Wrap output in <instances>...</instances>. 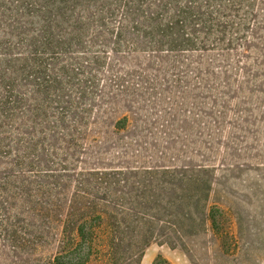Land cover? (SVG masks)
Masks as SVG:
<instances>
[{
	"label": "rangeland",
	"instance_id": "1",
	"mask_svg": "<svg viewBox=\"0 0 264 264\" xmlns=\"http://www.w3.org/2000/svg\"><path fill=\"white\" fill-rule=\"evenodd\" d=\"M221 29L210 37L196 31L206 45L189 51L121 49L115 34L95 29L48 60L65 91L47 109L48 123L40 121L47 134L36 136L52 153L43 159L71 169L60 172L64 179L83 169L157 165L202 166L212 177L206 226L176 246L153 241L141 264L158 254L174 264H264V0ZM71 63L76 71L66 78L62 68ZM18 89L27 99L28 82ZM61 105L75 144L55 127ZM12 167L0 157V176ZM27 221L20 222L23 249L7 245L0 230V264H61V222Z\"/></svg>",
	"mask_w": 264,
	"mask_h": 264
},
{
	"label": "trees",
	"instance_id": "2",
	"mask_svg": "<svg viewBox=\"0 0 264 264\" xmlns=\"http://www.w3.org/2000/svg\"><path fill=\"white\" fill-rule=\"evenodd\" d=\"M254 2L0 0V14L5 18H0V42L3 38L6 44L0 43L4 47L0 53V157L10 159L13 166L0 176V230L7 245L23 249L20 222L57 220L63 227L59 255L65 260L61 264H141L145 248L153 241L176 246L204 228L212 177L202 166L83 169L74 179H64L60 172L70 168L42 158L52 153L36 131L47 134L40 121L44 118L48 123L47 109L61 104L65 91L57 73L48 72V60L72 43H82V37L95 29L115 34L121 49L132 43L154 51L197 50L206 43L196 31L209 37L214 31L223 35L221 28L229 19L239 17L244 6L253 8ZM113 21L118 22L116 29L110 26ZM69 71H76L74 63L70 69L62 68L66 78ZM22 80L30 85L27 99L18 89ZM66 110L61 105L54 124L67 130L66 141L71 145L76 134L66 129ZM152 264L174 263L158 254Z\"/></svg>",
	"mask_w": 264,
	"mask_h": 264
}]
</instances>
